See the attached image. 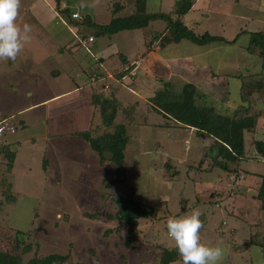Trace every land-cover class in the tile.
<instances>
[{
	"label": "rangeland",
	"instance_id": "obj_1",
	"mask_svg": "<svg viewBox=\"0 0 264 264\" xmlns=\"http://www.w3.org/2000/svg\"><path fill=\"white\" fill-rule=\"evenodd\" d=\"M22 1V6L35 4L34 10L27 13L21 7L19 18L24 15V20L20 23L18 19L19 24L31 26L30 41L15 63L0 61V120L12 117L15 123H26L12 137L17 153L12 172L7 158L0 157V252L20 253L15 250L16 232L22 231L28 234L26 244L32 246V252L24 257L25 263L35 256L39 246L40 256L71 254L73 264H159L162 251L175 248L167 235V219L198 209L204 223L202 241L225 249L223 264H264V210L257 199L264 157L250 144V140L264 142V117L258 120L257 132L247 137L249 159L239 168L243 178H237L232 172L237 164H230L229 173L210 169V155L204 156L212 140L201 139L192 130L161 127L168 119L154 113L146 102L162 87L161 79H172L179 91L186 83L195 84L198 92L207 96L205 104L218 109L220 100L227 99L226 90L220 87V81L226 77L230 84V114L240 98L241 80L228 75L260 73L259 59L253 66V58L240 44L230 48L232 51L229 47L216 51L188 41L178 45L157 41L154 48L146 49L145 44L158 36L163 41L160 33L165 22H153L142 31L98 37L81 27L76 28L78 31L73 28L57 10L56 0ZM61 1L62 8L69 4L73 11L80 12L81 19L82 14L90 15L98 25L110 22L113 3L125 1L133 5V0ZM178 1L149 0L147 8L168 14L175 10ZM193 2L185 22L200 27L197 33L209 31L234 39L243 29H264V0ZM127 14L128 11L124 15ZM87 34L95 38L94 43L88 40L82 46L73 38ZM246 38L243 35L239 41L246 42ZM102 57L107 62H98ZM127 61L137 67L132 80L137 78L136 82H141L145 89L137 105V97L120 87V93L114 95L121 104L115 126L127 124L124 117L128 109L145 110L147 116L139 115L137 123L127 125L130 141L125 151V172L115 183L117 176L106 179V175L117 170L116 164L112 160L101 163L99 154L81 133L90 132L96 140L114 133L116 127H107L102 120L96 119L93 125L86 121L90 111L84 106L85 118L78 111L81 93L26 109L77 87L91 90L104 85L109 89V84L96 83L101 79L98 75L107 77L106 69L112 73L126 70ZM211 63L215 71L210 69ZM112 84L115 91L119 86ZM253 110L254 114L264 115V98H257ZM61 122L65 125L56 130ZM55 131H63L62 136L52 137ZM110 180L113 186L109 188L106 185ZM8 184H12L16 197L13 203L8 202L4 193ZM119 197H133L156 209L154 217L140 220L139 238L131 248L123 239L129 227L110 218L118 212L114 200ZM67 216L68 221L64 220ZM110 229L121 231L123 238L114 232L106 235ZM174 264H182V259Z\"/></svg>",
	"mask_w": 264,
	"mask_h": 264
},
{
	"label": "trees",
	"instance_id": "obj_2",
	"mask_svg": "<svg viewBox=\"0 0 264 264\" xmlns=\"http://www.w3.org/2000/svg\"><path fill=\"white\" fill-rule=\"evenodd\" d=\"M148 1L133 0V5L131 3L127 4L125 1L122 4L113 3V16L107 25H98L92 20L90 15L82 14V19L74 18V15L79 13L73 11L69 7V4H66L62 8L63 1L56 0V3L57 10L70 25L76 28L81 27L85 32H92V34L98 37L113 36L126 31H142L148 29L153 22L163 21L166 24L164 31L160 33L163 41H160L158 36L157 40L145 44L146 49H150L157 41L165 43V45H178L184 41H188L201 47H211L209 49H216V51L218 48L222 51L225 47L226 49L228 47L230 49L240 44L239 46L245 49L248 55L253 58V66L257 64V62H254L256 58L259 59L261 63L259 66L261 69L260 73L246 75L248 74L247 72L245 75H228L229 78L233 77L241 80L239 86L240 98L230 114V109L227 108V103L230 100V97L228 98L230 95V84L226 77L220 81L221 85L219 84L221 88L226 90L225 96L227 94L226 100H220L219 106L221 109L215 108L213 104H210L211 106L206 105L205 103L208 100L206 99L207 96L200 94L195 84L186 83L179 91L174 87L175 83L172 79H161L160 84H162V87L156 90L153 96L150 97L153 110L168 119L166 124H160L161 127L173 128V130L175 128L192 130L201 139L207 138L212 140L213 143L207 149L208 152L204 156L208 158L210 155V169L213 168L214 170L219 168L229 173L232 171L230 164H237L238 168L232 172L236 174L237 178H243L242 174H240L241 172H239V168L243 161L249 159L246 153L247 137H252L257 132L258 120L264 117L262 113L254 114L252 112L257 98H264V29L258 32H248L243 29L234 39L226 38L223 35H214L209 31H200V33H197L200 27H191L185 22V17L192 11L195 5L193 0L178 1L175 10L168 14L161 11L150 12L147 8ZM127 11L129 14L124 15ZM243 35H246L247 38L245 39L246 42L241 43L239 40ZM91 39L92 41H90ZM85 40L94 43L95 38L93 36L89 37V34L80 35L78 42L83 46V42H86ZM99 61H104L103 57L98 59ZM214 68V64L211 63L210 69L215 71ZM136 69V64H130L117 77L121 81H126L127 79L132 80L136 74L135 76L131 74ZM256 93L257 96H260L255 97L254 95ZM252 98L254 100L256 99V101L251 100ZM93 105L100 108L104 124L107 127H116V131L99 136L96 140L92 139L90 132H82L81 134L90 144L91 149L99 154L101 163L107 162L103 156L104 152L113 153L114 158L112 162L116 164L117 170L110 175L107 174L106 179L113 178V175H115L117 178L114 182L117 183L120 176L125 172V151L130 141L127 125L120 124L115 126L114 123L121 104L115 97L111 96L106 98L102 92H99L93 96ZM225 109L227 110L225 111ZM225 112L228 114H225ZM126 114V117L130 120L133 119V111L128 109L126 110ZM170 120H173V124L170 123ZM250 144H254L258 153L264 157L263 141L250 140ZM16 155L17 153L12 149L11 144L0 154V157L7 158L9 161V172H12L14 168ZM260 177L261 183L257 199L262 202V210H264V175H260ZM106 186L109 188L112 187V180ZM5 187L7 189L4 193L8 202H15L16 197L12 192V184H8ZM114 201L118 206V212L114 217L112 216L110 218L111 220L118 221L120 225L125 224L128 226V235L123 238L122 232L114 229L108 230L106 235L114 232L118 237L124 239L125 245L128 248L134 247L135 242L139 238L138 227L140 220L154 217L156 209L152 206L144 205L133 197H130V199L119 197ZM183 211H187V209L183 208ZM90 217L93 218L94 216L90 215ZM64 220L68 221L69 216L64 217ZM27 236L28 234L25 232H16L17 246L15 250L20 251V253L0 252V264H73L71 254L40 256L37 252L39 249L37 244L38 249L36 250L35 256L25 263L24 257L32 252V246L26 244ZM252 244L255 243L252 241ZM236 249L237 247H234V251H238ZM181 259L175 248L164 249L159 264H174Z\"/></svg>",
	"mask_w": 264,
	"mask_h": 264
},
{
	"label": "clouds",
	"instance_id": "obj_3",
	"mask_svg": "<svg viewBox=\"0 0 264 264\" xmlns=\"http://www.w3.org/2000/svg\"><path fill=\"white\" fill-rule=\"evenodd\" d=\"M21 7L22 0H0V61L15 63L30 41L31 26L18 23ZM201 215L197 209L188 215L169 217L167 235L182 258V264H223L225 249L202 241Z\"/></svg>",
	"mask_w": 264,
	"mask_h": 264
},
{
	"label": "crops",
	"instance_id": "obj_4",
	"mask_svg": "<svg viewBox=\"0 0 264 264\" xmlns=\"http://www.w3.org/2000/svg\"><path fill=\"white\" fill-rule=\"evenodd\" d=\"M23 2V1H22ZM66 4V3H65ZM30 6H26V5H24V6H22L23 7V11H24V9H25V13H27V12H29L30 10H34V7H35V4L33 3V2H31L30 4H29ZM79 14H80V12L79 11H77ZM22 17L21 18H19V22L20 23H22L23 22V20L24 19H22L23 18V16L24 15H21ZM112 19V18H111ZM111 19H110V21H111ZM18 22V23H19ZM32 24H33V22H32ZM107 25V24H106ZM34 26V25H33ZM73 28H75L76 29V27H73ZM77 31H78V29H76ZM73 38H74V40H77V39H79L76 35L75 36H73ZM75 38H77V39H75ZM86 41V40H85ZM95 42V41H94ZM156 44H158V42H155ZM155 43L152 45V47L155 45ZM154 48V47H153ZM155 50V49H154ZM105 62H107V60L105 61V59H104V63ZM103 65V63L101 64V66ZM130 64H128L127 63V66H129ZM122 71H124V69H119V70H117L116 72H109V70H107L106 69V72L108 73V75H107V77H106V75H103V74H101V75H98V78L100 77L101 79L99 80V79H97V81H96V83L97 84H100V82L99 81H101V84H109V89L107 88V87H105L104 85H101V87H97L96 89H94V88H92L91 90H89L88 88V90L87 89H81L80 87H77L76 89H74V90H71V91H69L68 93H62V94H57V95H54V96H52L51 98H49V99H47L46 101H43V102H41V103H39V104H35V105H33V106H31V107H29L28 109H26V110H31V109H34V108H37V107H39V106H41V105H45V104H47V103H51V102H53L54 100H56L57 98H61V97H64V98H67V97H71V96H73V95H75V94H80L78 97L81 99L80 100V104H81V107H79V109H78V111H79V113L83 116V114H84V109L85 108H87V110L88 111H90V113L86 116V118H85V120L87 121L88 120V122L90 121H92V125H93V122L97 119V120H99V121H101L102 120V118H100V116L99 115H101V113H100V109L98 108V107H95L94 105H93V96L96 94V93H99V92H102V94L106 97V98H109V97H111V96H114L117 92H119L120 93V87H122V88H124V89H128L129 90V92L133 95V96H135V97H137V99H136V104L138 105V104H140V102H139V100H140V98H139V96H140V94H141V92L143 93V90L145 89V87H144V85H140V83L141 82H136L137 81V78H136V80H126V81H121L120 79H118V77H117V75L120 73V72H122ZM146 74V73H145ZM145 74L143 75V76H145ZM156 80L158 79L157 77L155 78ZM106 80V81H105ZM105 81V82H104ZM112 82H114L115 84H117L119 87H117V89L114 91V88H113V84H112ZM137 90H140V91H137ZM30 96H32V95H30ZM115 97V96H114ZM123 97V96H122ZM151 97H152V95H151ZM88 100H87V99ZM116 98V97H115ZM123 98H125V97H123ZM63 99V98H62ZM138 100V101H137ZM121 101V100H120ZM149 105H151V103H150V98L148 99V101H146ZM77 105H79V104H77ZM84 106H85V108H84ZM93 109V110H92ZM81 110H82V113H81ZM91 110H92V112H91ZM129 110H131V111H133V119L132 120H130L128 117H126V115H125V117L124 118H126V120L128 121V122H126L127 124H125V123H123V124H125V125H128V124H134V123H137L136 122V120H137V117H139V115H146V114H144V113H146V111L144 110L143 112H140V111H138V110H132V109H129ZM154 111V110H153ZM154 113H156L155 111H154ZM24 114V113H23ZM147 114H148V112H147ZM124 115V114H123ZM2 115H0V117H1ZM147 116V115H146ZM134 117H136L135 119H134ZM6 118V117H5ZM8 118H10V117H8ZM63 118V117H62ZM65 118V117H64ZM63 118V119H64ZM2 120V119H1ZM0 120V121H1ZM28 120V119H27ZM63 122H61V123H57V127H56V130H58L59 129V125H61V126H63V125H65V124H62ZM25 125H26V123H25V121L24 120H20V128H23V127H25ZM92 125H91V127H92ZM140 125V124H139ZM93 129H95V128H91L90 130H93ZM61 132H63V131H61ZM61 132L60 131H55L54 132V134H52V137H58V136H62L61 135ZM77 132L78 131H76L75 133H73L74 135H76L77 134ZM67 133V132H66ZM68 134H69V132H68ZM72 134V133H71ZM11 145H12V149H14L15 150V148H16V142H14V141H12V138H11ZM16 158H17V155H16ZM17 160V159H16ZM16 160H15V162H16ZM15 166V165H14ZM237 252V251H236Z\"/></svg>",
	"mask_w": 264,
	"mask_h": 264
},
{
	"label": "built area",
	"instance_id": "obj_5",
	"mask_svg": "<svg viewBox=\"0 0 264 264\" xmlns=\"http://www.w3.org/2000/svg\"><path fill=\"white\" fill-rule=\"evenodd\" d=\"M74 18L81 19L79 14L74 15ZM133 76H135V73H133ZM19 129L20 123L13 122L12 117L0 121V154L11 144V138L18 133Z\"/></svg>",
	"mask_w": 264,
	"mask_h": 264
},
{
	"label": "water",
	"instance_id": "obj_6",
	"mask_svg": "<svg viewBox=\"0 0 264 264\" xmlns=\"http://www.w3.org/2000/svg\"><path fill=\"white\" fill-rule=\"evenodd\" d=\"M103 156H104V158H105L107 161H108V160H113V158H114V155H113V153H111V152H104Z\"/></svg>",
	"mask_w": 264,
	"mask_h": 264
}]
</instances>
